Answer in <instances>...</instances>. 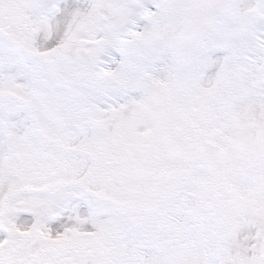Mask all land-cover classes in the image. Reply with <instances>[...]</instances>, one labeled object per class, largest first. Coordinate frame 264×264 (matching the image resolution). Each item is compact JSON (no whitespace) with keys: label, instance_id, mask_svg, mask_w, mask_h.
<instances>
[{"label":"snow or ice","instance_id":"6c2138e0","mask_svg":"<svg viewBox=\"0 0 264 264\" xmlns=\"http://www.w3.org/2000/svg\"><path fill=\"white\" fill-rule=\"evenodd\" d=\"M0 264H264V0H0Z\"/></svg>","mask_w":264,"mask_h":264}]
</instances>
